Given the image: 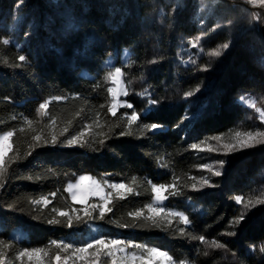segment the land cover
<instances>
[{
    "label": "trees",
    "instance_id": "obj_1",
    "mask_svg": "<svg viewBox=\"0 0 264 264\" xmlns=\"http://www.w3.org/2000/svg\"><path fill=\"white\" fill-rule=\"evenodd\" d=\"M175 4L0 0V133H13L0 167L3 257L41 248L54 258L59 250L52 240L80 244L97 232L158 247L176 264H264V204L258 202L264 200V144L227 155L220 147L233 143L237 132L264 131V122L241 101L251 97L264 107V23L252 20L244 3L231 0H180L173 11ZM191 41L196 45L189 47ZM223 43L230 48L221 57L211 55ZM123 48L130 52L127 62ZM108 56L111 67L104 65ZM115 67L123 73L125 100L138 113L149 99L160 101L130 129L133 109L121 107L115 117L108 112L106 77ZM189 91L193 96L185 97ZM41 103L47 107L40 109ZM153 122L163 130L141 127ZM125 130L132 134L119 136ZM81 131L88 141L84 147L37 146L34 140L40 136L42 144L56 135L64 141ZM101 132L112 137H103V147L92 142ZM83 174L123 182L133 193L123 200L114 195L105 220L69 229L57 213L82 207L73 204L66 186ZM204 178L215 186L203 185ZM152 184L175 185L165 193V207L183 213L188 224L177 216L152 227L128 215L141 209L148 214ZM249 200L255 207L245 209ZM242 213L244 220L234 223ZM53 218L61 224L49 225ZM134 223L140 226H117Z\"/></svg>",
    "mask_w": 264,
    "mask_h": 264
},
{
    "label": "snow or ice",
    "instance_id": "obj_2",
    "mask_svg": "<svg viewBox=\"0 0 264 264\" xmlns=\"http://www.w3.org/2000/svg\"><path fill=\"white\" fill-rule=\"evenodd\" d=\"M247 3L252 5H259L261 7H264V0H247ZM180 7V0H176L175 7L173 11H175L176 8ZM260 14L259 13H253L252 14V20H259ZM264 23V20L261 21ZM230 23V22H229ZM224 25L217 24V27H222ZM215 29H213L214 31ZM199 40V37L197 38ZM9 41L7 39L4 40V44H8ZM230 48V43H223L220 46V49L214 51L211 53V55L215 57H221L223 52L222 50H227ZM19 61L24 62L26 60L25 55H20L18 57ZM155 62V61H153ZM19 67V65H16ZM207 70V69H205ZM123 73L120 67H115L114 71H109L107 74L106 79H110L113 87H108L107 92L111 96V106L108 108V112L111 113L113 117L117 115V110L121 107H127L129 109H133L131 112V115L127 117V125L129 129L133 124H135L138 120H140L141 116L145 113H150L153 111V108L157 106L160 101L155 99H149L148 101V107L144 109L143 113H138L133 105L131 103H128L126 101H121V96H128V91L124 88L121 77ZM200 89L198 88L197 91ZM147 91V90H146ZM145 93H142L141 95H144ZM193 92L189 91L186 92L184 95L185 97H191L193 96ZM243 99V97H241ZM249 103L255 107V103L252 101H249ZM47 105L45 103H41L39 105L40 109H45ZM259 111V109H257ZM261 119L264 120V112L260 113ZM141 127L145 129L146 131L150 132H159L163 130L164 126L159 123H148V124H142ZM179 127V125H177ZM67 131V129H65ZM112 131L111 129L109 130ZM132 133L128 130L121 131L119 133V136H125V135H131ZM13 133L11 131L6 132L2 138H0V165L4 163V158L7 155V153L11 150V145L8 143L9 138L12 137ZM85 133L83 131L77 133L76 135H72L69 138H67L64 141H60L59 137L56 135H52L50 141L48 139H44L43 143L40 144L41 141L40 136L34 137V140L38 142L37 146H60V147H84L88 141L83 140ZM98 136L102 137L101 139L93 140V144L98 143L101 147L105 145V139L103 137H107L108 139H111L112 137L108 133H98ZM235 137L239 138L241 137V133L237 132L235 133ZM243 139H236L234 143H223L221 144V148L226 150L225 155L235 152L244 150L247 148H251L256 146L257 144H264V131L257 130L256 132H247L243 134ZM212 140H215L217 142L221 141L222 137L220 136H213L211 137ZM192 149H198L199 146L197 144L191 145ZM93 150H96L95 148ZM203 150V149H201ZM209 151L212 150L210 147L208 149ZM31 155V153H29ZM217 163L223 167L225 161L220 160L217 161ZM202 168L208 169L209 171L213 172V175L220 176L221 171L215 170L213 171L212 167L208 164L201 165ZM203 185L205 186H211L214 187L215 185H211L209 183V180L207 178L203 179ZM3 185H0L2 187ZM109 188L112 191H105V188ZM192 187L195 189L196 185L193 184ZM174 184H152L151 191L153 193V200L155 204H162L165 200L168 199V196L165 194L168 192L169 189H174ZM69 193H71V200L73 204L75 205H81V208H71L70 211L67 210H60L57 215L60 218H64L65 224L64 226L71 229L73 227H76L80 224H88L89 227H92L91 222L100 220H105V217L107 214L111 213L113 211V208L110 206L113 203V196L115 195L118 199H125L127 194L133 193V188L129 187L125 183H110L107 179H105L102 183L92 176L89 175H80L78 177V180L76 183H69L67 185L66 189ZM175 195V193H172ZM55 195V193H53ZM91 198H98L99 202H90ZM235 201L237 203H241L242 197L241 196H235ZM260 204H264V200L258 201ZM36 203H40V201H36ZM44 203L48 204L49 201L45 198ZM255 207V205L252 203L251 200H249L247 203L244 204L245 209H248L249 207ZM55 211V209L53 210ZM147 212L148 214L145 215L144 211L136 210L134 212H129L128 215L133 217L135 220H143L145 224L156 227L163 224H170L171 221L169 220L170 217H180L181 220L185 224L189 223L188 217L185 216L183 213L172 211V210H166L164 207H156L152 203H149L147 205ZM82 213V214H81ZM244 214L242 213L235 221L234 223L238 224L242 220H244ZM60 219H49L47 220V223L49 225H59L61 224ZM118 227L122 228H128V227H138L140 225L138 224H118ZM93 231H98V229L93 228ZM181 234H183V230H181ZM232 235H235V233H231ZM201 241L204 240V237H199ZM51 245L55 246L56 249L59 251L56 252L54 259L59 264L61 261V252H71V256L75 257L79 261H82L83 264H98V261L100 259V254L103 253L104 255L108 257H112V264H116L115 255L117 252L125 253L126 248H143L147 252V258L144 256H138L136 252L132 253H126V255L123 258V261L131 260L132 264H135L136 260H140L141 264H170L172 261V256L169 255L167 251H163L159 249L158 247H146L144 245L136 244L131 240H125L123 238H111V237H105V236H99L98 238H92L87 242H84L80 246H75L72 242H64V241H57L52 240ZM264 251V248L261 249ZM89 254L94 257V259L89 260ZM48 252L41 248H33L28 249L25 248L21 253V257H28L29 261L35 260V264H45L44 259L42 256H47ZM69 259L68 256L64 257L65 264H67V260ZM3 257L0 256V264H2ZM123 264V262H122ZM183 264V262H181Z\"/></svg>",
    "mask_w": 264,
    "mask_h": 264
},
{
    "label": "rangeland",
    "instance_id": "obj_3",
    "mask_svg": "<svg viewBox=\"0 0 264 264\" xmlns=\"http://www.w3.org/2000/svg\"><path fill=\"white\" fill-rule=\"evenodd\" d=\"M232 2H238V3H244L245 4V6H246V9H248V12H247V14L248 15H251L252 16V14L253 13H259L260 14V19L262 18V20H264V7H261V6H259V5H252V4H249V3H247V0H231ZM210 12L208 11H205L204 12V16H205V18H207V16H208V14H209ZM196 45V42H193V41H191L190 42V44H189V47H192V46H195ZM189 52V48L187 47V48H184V54L186 55L187 53ZM191 55V54H190ZM121 58H122V60L124 61V62H127L128 60H129V58H130V52L128 51V49H126V48H123L122 50H121ZM112 62H113V58H112V56H108L106 59H105V61H104V65L105 66H107V67H111L112 66ZM112 71H114V68L112 69ZM81 74L82 75H88V73L86 72V71H84V70H82L81 71ZM110 80V79H109ZM121 81H122V84H123V86H124V88L127 90V88H126V84H125V82H124V80H123V77H121ZM114 85H112V83H111V80H110V87H113ZM111 97V96H110ZM120 99H121V101H126L125 100V97L124 96H121L120 97ZM261 101L262 100H264V99H260ZM241 101L245 104V105H247L249 108H251L253 111H254V113L257 115L256 117H258L262 122H264V120H262L261 119V116H260V113L261 112H264V107H262V106H260L261 104L258 102H256V99H254V98H243V99H241ZM249 101H252V102H254L255 103V107H253L250 103H249ZM127 102V101H126ZM111 104V103H110ZM257 109H259V111H257ZM251 132H256V131H251ZM6 132H4V133H0V138H2L3 137V135L5 134ZM243 134L244 133H241V137H239V138H236V137H234V141H233V143L236 141V139H243L244 137H243ZM8 143L10 144V138H9V141H8ZM219 148V147H218ZM2 165H0V167H1ZM83 175H89V174H83ZM89 176H91V175H89ZM94 178V177H93ZM96 180H98L97 178H95ZM78 180V177H77V179L75 180V181H70V182H68L67 183V185L69 184V183H76V181ZM98 181H100L101 183L104 181V180H98ZM110 183H112V182H115V183H121V182H119V181H110V180H108ZM123 183V182H122ZM66 189H67V186H66ZM67 191V190H66ZM105 191L106 192H108V191H112L111 189H109V188H105ZM67 193H68V195H69V197H70V199H71V193H69L68 191H67ZM92 199H96V200H98V198H91V200ZM97 202H99V200L97 201ZM151 203L154 205V206H156V207H164L166 210H172V209H167L166 207H165V201L162 203V204H155V202H154V200H152L151 201ZM172 211H175V210H172ZM177 212V211H176ZM148 213V212H147ZM93 230V229H92ZM96 232V231H95ZM19 233H20V230L17 232V234H15L14 235V238H18L19 237ZM100 235L96 232V234H89L87 237H86V239H85V241L84 242H87V241H89L90 239H92V238H98ZM111 238H119V237H111ZM64 242H72L75 246H80V245H82L84 242H82V243H80V244H77V243H75V242H73V241H64ZM136 244H140V243H136ZM140 245H144V246H146V247H154V246H147V245H145V244H140ZM160 249V248H159ZM162 250V249H161ZM164 251V250H163ZM22 252V251H21ZM20 252V253H21ZM132 252H136L137 253V255L138 256H144L145 258H147V252L143 249V248H140V249H137V248H126V252L125 253H120V252H117L116 253V255H115V259H116V264H122V262H123V264H132V262H131V260L129 259V260H127V261H123V258H124V256L126 255V253H132ZM20 253H18L16 256H15V258L14 259H7V258H5V257H3V255L1 254V252H0V256H2L3 257V260H2V264H35V260H33V261H29V259H28V257H21L20 256ZM65 256H68L69 257V259L67 260V264H83V262L82 261H79L78 259H76L75 257H72L71 256V252H68V253H65V252H62V254H61V261L59 262V264H65V261H64V257ZM42 258L44 259V261H45V264H57V262L55 261V259L54 258H51L49 255H47V256H42ZM92 259H94V257H92L90 254H89V260H92ZM98 264H112V257H108V256H106V255H104L103 253H101L100 254V259H99V261H98ZM135 264H141V261L138 259V260H136V262H135ZM157 264H159V262H157ZM170 264H176L175 263V261L172 259V261L170 262Z\"/></svg>",
    "mask_w": 264,
    "mask_h": 264
}]
</instances>
